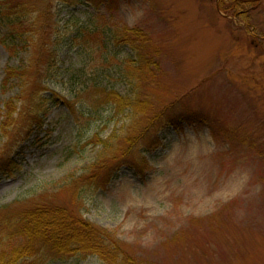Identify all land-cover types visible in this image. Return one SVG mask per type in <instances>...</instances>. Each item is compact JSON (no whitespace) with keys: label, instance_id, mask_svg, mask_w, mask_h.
Returning <instances> with one entry per match:
<instances>
[{"label":"rangeland","instance_id":"1","mask_svg":"<svg viewBox=\"0 0 264 264\" xmlns=\"http://www.w3.org/2000/svg\"><path fill=\"white\" fill-rule=\"evenodd\" d=\"M29 1L33 25L19 52L9 56L0 44V82L6 65L25 71L0 90V205L35 199L73 210L125 243L136 264H264V191L221 203L237 164L264 187V0H248L236 14L217 10L216 0ZM89 14L101 25L139 27L156 46V83L145 88L138 112L148 104L207 113L215 136L204 124L181 120L173 127L133 109L115 114L109 105L81 114L87 100L76 92L90 66L72 36ZM4 32L0 24V37ZM51 96L58 100L47 101L39 121L29 119L34 102ZM8 97H18L20 113L4 130ZM188 127L206 130L217 145L201 166L204 188L175 175L153 179L170 134ZM50 264L106 263L88 256Z\"/></svg>","mask_w":264,"mask_h":264},{"label":"trees","instance_id":"2","mask_svg":"<svg viewBox=\"0 0 264 264\" xmlns=\"http://www.w3.org/2000/svg\"><path fill=\"white\" fill-rule=\"evenodd\" d=\"M86 1L93 3L94 0ZM98 1L106 5L116 2ZM248 2L216 0V8L236 14L240 13L239 8H243ZM29 6V0H0V24L5 28L0 37V44L7 49L9 56L19 52L23 37L33 25V19L27 12ZM73 31L72 40L83 52V64L90 66L89 71L84 72L85 78L81 80L80 89L77 88L76 92V97L87 100L84 106L81 103L84 110L80 109V113L86 118L97 112L100 106L109 105L115 114L133 109L149 121L163 120L173 127L178 126L181 120L204 124L214 135L213 121L207 113L191 110L174 112L169 105L153 109L149 108L148 104L145 111L136 110L144 107L139 105L142 98L146 97L144 90L149 89L150 83H156L157 75V64L153 62L157 48L141 28L113 23L101 25L96 16L89 14L75 23ZM99 47L100 53L91 56L96 54ZM118 47L127 48L128 53L123 57L117 56L113 50ZM45 72L48 70L43 71ZM24 73L21 65H6L0 82L1 92L5 93L15 80L23 78ZM49 75L48 72L45 78ZM106 77L118 79L120 84L126 87V91L122 93L114 88ZM75 91L76 89L73 90ZM82 93L87 97H81ZM50 99L53 102L58 100L51 96L35 101L29 119L36 121L41 117ZM18 101V97H8L5 100L2 129L9 130V125L14 120L13 115L20 113ZM126 154L127 152L123 151L121 156ZM85 177L86 175H82L73 181L74 192L77 191L78 183ZM124 244L113 234L81 218L73 210L53 206L44 200L25 199L0 205V264H50L55 260H79L88 256H96L106 264H136Z\"/></svg>","mask_w":264,"mask_h":264},{"label":"clouds","instance_id":"3","mask_svg":"<svg viewBox=\"0 0 264 264\" xmlns=\"http://www.w3.org/2000/svg\"><path fill=\"white\" fill-rule=\"evenodd\" d=\"M216 150L217 145L206 130L188 127L170 134L159 155L153 179L164 180L169 175H175L181 180L189 181L190 187L204 188L201 166ZM121 180L131 181L132 178L121 177ZM223 189L229 192V197L221 201L222 204L246 200L264 191V187L254 185L253 173L244 163L237 164L232 169ZM239 214L242 216L243 212L240 211Z\"/></svg>","mask_w":264,"mask_h":264}]
</instances>
